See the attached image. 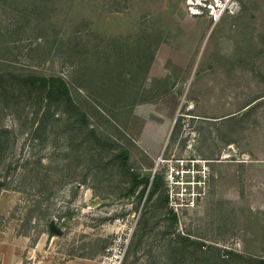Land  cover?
<instances>
[{
  "label": "rangeland",
  "instance_id": "374dc122",
  "mask_svg": "<svg viewBox=\"0 0 264 264\" xmlns=\"http://www.w3.org/2000/svg\"><path fill=\"white\" fill-rule=\"evenodd\" d=\"M149 70L148 88H138ZM32 75L64 79L98 143L64 105L58 120L42 115L35 87L17 81ZM0 77V130L11 145L0 165L9 169L0 264H32L22 253L35 238L45 264H97L113 239L129 240L123 264L215 260L175 258L178 236L210 256L264 258V0H0ZM165 79L183 88L161 136V118L144 115L170 104ZM231 113L229 122L200 119ZM173 169L206 182L191 205L165 202ZM130 173L162 183L133 186ZM47 218L57 235L42 232Z\"/></svg>",
  "mask_w": 264,
  "mask_h": 264
},
{
  "label": "trees",
  "instance_id": "16d2710c",
  "mask_svg": "<svg viewBox=\"0 0 264 264\" xmlns=\"http://www.w3.org/2000/svg\"><path fill=\"white\" fill-rule=\"evenodd\" d=\"M0 80L2 78L0 77ZM18 83H25L29 86H33V90L35 93H39V99L43 100L45 102V108L42 111V115L46 116L49 115L53 117L54 120H58V118L55 117L56 111L58 110L59 106L62 104L73 116H75V120L77 122V125L84 126L88 132L93 136L94 141L98 143V138L94 132V130L90 127H88V119L85 113L80 110L76 104L74 103L73 99L71 98L69 88L64 81V79L60 76H26L22 77L20 79H17ZM38 98V96H37ZM56 119H55V118ZM8 131L6 128H2L0 130V165L4 164V161L6 159V150L11 146L10 145V138L9 136H6V138H2V136L8 134ZM121 157V164L127 165L128 161V151L125 148H120L119 152L117 154ZM9 169L5 171H0V191L2 189L9 188V180L8 178ZM130 176L133 180V186L145 183L146 185L151 182H153L154 190L157 189L161 183L163 176L161 174H155L153 176L146 175L144 177L139 178L134 173H130ZM164 200L165 202H168V194L165 192L164 194ZM40 210V206L28 209L26 214V228L20 234L22 236H28L29 231L31 229L30 219L33 217L34 212L37 210ZM47 212H43L42 215L45 216ZM171 218L175 221L178 219V216L174 210H170ZM45 225L47 226L46 232L49 237H52L56 234V230H60V226L58 225V222H53L52 219L47 218L45 220ZM52 225V228H51ZM33 228V227H32ZM36 238L30 245L31 247L34 246L36 243ZM38 243V242H37ZM170 246H172L175 251L177 252L175 255V258L179 257L182 259H191L194 258L208 261L211 260V258H214L212 264H264V258H249L248 260L243 259L240 261H235L234 256H237L235 253H219V254H212L210 256V253L207 250L201 249V244H198L196 241L191 240L188 236H178L175 239H171L169 242ZM101 248L104 246L101 245ZM190 250H192V253H190ZM23 264V263H22Z\"/></svg>",
  "mask_w": 264,
  "mask_h": 264
},
{
  "label": "built area",
  "instance_id": "2783aa9c",
  "mask_svg": "<svg viewBox=\"0 0 264 264\" xmlns=\"http://www.w3.org/2000/svg\"><path fill=\"white\" fill-rule=\"evenodd\" d=\"M186 173L191 172L190 170L173 169V171L170 172V178H167V180L170 181V192L169 189L167 190L168 200L175 203V205L171 206L174 207V209L175 207H182L185 205L184 201L187 200V198H189L188 204L196 200V198L200 196V192L196 191V187H201L206 184L202 178L196 179L195 175L193 181L180 180V178H183V174ZM197 173L203 175L204 171L197 170ZM176 178L178 179L175 180ZM189 182H194L195 184H188ZM175 188L178 190H174ZM128 244L129 240L127 239L124 242L113 239L111 243L104 248L102 253L98 255L97 264H123L127 253Z\"/></svg>",
  "mask_w": 264,
  "mask_h": 264
},
{
  "label": "crops",
  "instance_id": "0c3cea01",
  "mask_svg": "<svg viewBox=\"0 0 264 264\" xmlns=\"http://www.w3.org/2000/svg\"><path fill=\"white\" fill-rule=\"evenodd\" d=\"M150 77H151V70H149L146 73V76L144 77L145 84H140L138 86V88H148L147 82H148ZM165 82H166L167 88H172L171 91L168 89L169 94L167 95V97H165V98H167V101L170 102V104L168 103L165 108H161V107L158 108L157 106L156 107L147 106L146 113H145L146 115H144L146 117H147V115H150V116L151 115H156L157 118H161V120H162L161 123L158 122L159 126H161L159 128V130L161 131V136H164V135L167 136L166 132L170 130V128H171L170 126L172 125L174 127V125H175V123L177 121L178 117H176V108L178 107V105H179L178 102L180 100L179 94L177 93V91L179 92L178 88H183L182 84H179V80H177V82L173 83L172 85H170L168 80H166V79H165ZM165 88H166V86H165ZM260 99H262V97L261 98H257V100H260ZM254 102H255V100L253 102H250V101L247 102L241 108L242 113H243L244 110H248L253 105ZM235 116H236V114H232L231 113V114L223 115L221 117H212V116H210V117H203V118H200V119L207 120V121H210V122H212V121L213 122H217V121L229 122V119H231V118H233ZM193 118H195V117H193ZM163 124H167V128L166 127L162 128ZM168 126H169V129H168ZM161 139H162V137H161ZM40 241H42V239L41 240L38 239L33 247H24L23 248V252L24 253H22V254H27V258L32 260V264H43L44 262L48 261L47 259L44 260L45 256H43V255H45V254H43V255L41 254V257H37V258L35 257V252H37L40 249L39 248ZM37 242H38V244H37ZM26 248H28V249H26ZM16 264H22L20 259H18Z\"/></svg>",
  "mask_w": 264,
  "mask_h": 264
},
{
  "label": "water",
  "instance_id": "95a60500",
  "mask_svg": "<svg viewBox=\"0 0 264 264\" xmlns=\"http://www.w3.org/2000/svg\"><path fill=\"white\" fill-rule=\"evenodd\" d=\"M154 175H155V174H154ZM51 228H52V225H51ZM55 232H56V234H58V233H59V230H56Z\"/></svg>",
  "mask_w": 264,
  "mask_h": 264
},
{
  "label": "bare ground",
  "instance_id": "6f19581e",
  "mask_svg": "<svg viewBox=\"0 0 264 264\" xmlns=\"http://www.w3.org/2000/svg\"><path fill=\"white\" fill-rule=\"evenodd\" d=\"M188 184H195L194 182H189Z\"/></svg>",
  "mask_w": 264,
  "mask_h": 264
}]
</instances>
